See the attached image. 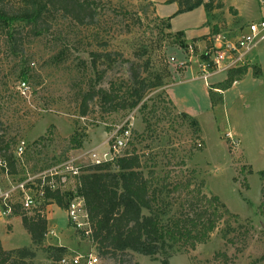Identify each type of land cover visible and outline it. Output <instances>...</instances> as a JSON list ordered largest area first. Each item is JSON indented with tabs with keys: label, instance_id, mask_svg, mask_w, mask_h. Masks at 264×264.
Masks as SVG:
<instances>
[{
	"label": "rangeland",
	"instance_id": "1",
	"mask_svg": "<svg viewBox=\"0 0 264 264\" xmlns=\"http://www.w3.org/2000/svg\"><path fill=\"white\" fill-rule=\"evenodd\" d=\"M88 1L95 17L85 23L60 12L49 13L47 31L35 35L29 26L18 25L15 42L8 36L9 28L0 25V140L3 146L9 145L7 153L12 155L20 140L27 143L26 165H16V178L27 170L38 172L70 160L80 167L90 164L91 154L102 158L109 152L111 137L127 128L126 146L137 150L146 170L155 171L159 186L166 180H203L204 192L218 195L232 214L218 223L206 243L178 250L171 264L264 263V175L259 174L264 168V43L254 54L263 68H252L254 76H260L257 82L253 84L248 76L245 83L233 86L229 73L218 75L226 78L216 86L233 89L215 111L210 108L205 81L192 77L199 72L204 56L188 49L189 44L205 46L220 28L232 36L259 20L258 1L213 0L209 12L204 5L178 12L177 0ZM19 4L21 0H3L8 9ZM169 17L174 31L166 25ZM175 30L187 37H179ZM131 62L139 65L143 76L163 78L164 85L144 99L147 107L140 109L141 103L133 110L110 111L95 97L82 115L84 94L111 86L119 93L128 88ZM184 70L186 81L172 84L174 75ZM181 78L178 75L175 80ZM209 85L212 89V83ZM166 88L179 109L200 119L206 140L176 110ZM214 96V106L222 103V93ZM228 130L239 132V146L231 144ZM74 133L83 147L70 150ZM62 171L71 178L67 169ZM66 190L62 206L52 201L53 206L44 209L50 219L48 231L54 227V235L48 232L43 244L33 245L21 215L17 216L20 219L12 215L0 224L4 248L35 250L36 257L26 259L30 264H49L44 248L58 244L71 248L66 247L63 256L93 254L99 257L97 264H161L137 253L126 256L125 261L101 257L89 236L70 221L68 208L74 195ZM168 193V204L177 207L181 195ZM19 210L32 215L37 209Z\"/></svg>",
	"mask_w": 264,
	"mask_h": 264
},
{
	"label": "trees",
	"instance_id": "2",
	"mask_svg": "<svg viewBox=\"0 0 264 264\" xmlns=\"http://www.w3.org/2000/svg\"><path fill=\"white\" fill-rule=\"evenodd\" d=\"M177 1L178 12L190 11L201 5L209 12L213 6V0L205 3L204 0ZM53 12H60L78 23L91 21L95 17L92 2L88 0H21V4L12 9L6 8L3 0H0V25L9 28L8 36L15 42L18 25L29 26L35 35H41L49 29L47 15ZM170 20L169 17L166 24L168 28H171ZM176 34L182 37L184 32ZM181 44H185L183 40ZM103 55L109 57V54L94 53L96 57ZM130 73V83L124 92L119 93L111 86L110 89L99 88L84 94L82 115H86L88 103L95 97L107 105L110 111L133 110L141 103L140 109L146 108L148 102L144 99L151 90L164 85L163 78L157 76L152 80L143 76L139 65L134 62L130 63ZM246 73V67L229 72L231 82L241 79ZM214 93L216 91L210 89L213 104ZM182 115L190 120L199 134L201 128L198 119L185 112ZM126 130L120 129L118 134L122 135ZM69 143L70 150L83 147V141L77 133L71 136ZM8 148L9 145L3 146L0 140V151L4 150L10 173L13 174L17 172L16 161L12 154L7 153ZM80 170L76 176L77 193L84 200L90 225L88 236L101 257L125 261L126 256L137 253L159 260L161 264H171L170 259L178 250L195 249L197 245L206 243L218 223L226 215H232L218 195L209 196L204 192L203 180L194 183L191 178H186L171 183L162 179L164 183L159 186L155 171L146 170L136 149L125 147L113 159L99 164L90 163ZM259 174L264 175V170L259 171ZM170 186L172 188L168 192L174 191L181 195L177 207L167 202L169 193L166 188ZM61 196L62 193L58 191H48L44 202L32 215L21 213L19 207H15L14 214L21 215L22 225L30 234L33 245L43 244L48 233L49 220L43 213L44 209L52 201L62 206ZM44 250L50 264H57L67 248L56 245L45 247ZM35 257L36 251L29 247L5 249L0 239V264H30L26 259Z\"/></svg>",
	"mask_w": 264,
	"mask_h": 264
},
{
	"label": "built area",
	"instance_id": "3",
	"mask_svg": "<svg viewBox=\"0 0 264 264\" xmlns=\"http://www.w3.org/2000/svg\"><path fill=\"white\" fill-rule=\"evenodd\" d=\"M257 1L262 12L259 20L249 22L238 33L232 36L220 28L209 39V43L203 47H200L198 43L188 45L190 53L199 52L201 56H204L202 62L199 63L198 74L200 78L207 82L212 75L224 72L229 73L245 67L248 68V66L254 63V61L252 63L254 54L264 43V0ZM23 86L26 87V81L23 82ZM127 132L128 130L124 134L119 135L117 131L111 137L112 142L109 152L104 154L102 158L98 154H91L92 163L99 164L102 161L111 160L115 156L120 155L122 150L127 147V143L123 140ZM226 135L232 145L239 146L240 141L232 132H227ZM26 147V141L20 140L14 148L13 157L16 165L18 163L22 166L26 165L23 159ZM80 168V166L74 165L72 160H70L38 172L27 170L22 177L16 178L18 173H10L8 158L4 154V150L0 151V218H8L13 215L15 207H19L25 211H31L34 208L38 209L44 202L48 191H58L63 194L68 188L71 194L74 195L68 208L69 219L76 228L88 235L90 225L84 200L77 193L76 176L80 174ZM62 169L68 170V174L71 175L70 179L66 176L67 174H63ZM68 184H70V187L67 186ZM48 232L49 234H55L53 229H49ZM98 262L99 257L96 255L75 254L62 256L57 261V264H97ZM249 264L264 263L256 262Z\"/></svg>",
	"mask_w": 264,
	"mask_h": 264
},
{
	"label": "crops",
	"instance_id": "4",
	"mask_svg": "<svg viewBox=\"0 0 264 264\" xmlns=\"http://www.w3.org/2000/svg\"><path fill=\"white\" fill-rule=\"evenodd\" d=\"M153 1V0H152ZM154 2V1H153ZM157 9V8H156ZM161 18H163V17H161ZM170 23H171V30L172 31H174V29H173V24H172V21H170ZM175 31H181V30H175ZM185 35H186V33H184ZM186 37H187V35H186ZM253 61H254V63H253ZM252 63L253 64H251L250 66H248V68H247V73L241 78V79H239V80H236V81H234L233 82V86H236L237 84H240V83H245V79L248 77V76H252V78H251V81L253 82V84H254V82H257V80L259 79V77H256V76H254V74H253V72H252V68L253 67H256V68H260V69H262V71H263V68H262V66H261V64H260V62H256L255 61V59L254 60H252ZM184 73H185V70L183 71V72H180V73H177V75H174V82H172V84H181V83H183V82H185L186 80L185 79H183V75H184ZM195 73V72H194ZM220 74V73H219ZM219 74H215V75H212L210 78H209V80H211V82H209L208 83V81L206 82L205 80V85L208 87V90H207V95L209 96V98H210V94H209V90H210V83H212V88H213V90L214 91H216V92H219V93H222V97H223V101H222V103H220V104H218V105H216V106H214L213 105V103H212V101L210 102V108L212 109V110H214L215 111V109H217L219 106H221V105H224L226 102H225V100H226V95L227 94H229V92L231 91L230 89L232 88L233 89V86L231 87V88H227V89H225V90H223L221 87H218V86H216L215 84H217V83H220V82H222L225 78H226V75H224V77L222 76V77H220V76H218ZM180 76V77H182L181 79H179V80H175L176 79V77L177 76ZM193 77V79H200V80H203L202 78H200V76H199V74L197 73L195 76H192ZM190 80H192V79H190ZM216 86V87H215ZM230 90V91H229ZM166 92H167V88H166ZM167 94H168V98L170 99V101H172V103H173V106L176 108V110L177 111H179V112H185V111H182L181 109H179L176 105H175V102H174V100H173V98L171 97V95H170V93L169 92H167ZM215 108V109H214ZM185 113H187V112H185ZM188 114H189V112H188ZM189 115H191V114H189ZM193 116V115H192ZM195 117V116H194ZM197 118V117H196ZM198 120H199V122H200V128H201V134H202V137H203V139L204 140H206L205 138H204V128H203V125H202V123H201V121H200V119L199 118H197ZM228 132H232L236 137H240V134H239V132H237V131H231V130H228ZM248 164V163H247ZM248 165H250V164H248ZM252 166V165H251ZM262 170H264V168L262 169ZM252 171L254 172L255 170H254V168L252 167ZM261 171V170H260ZM47 206H53V204H48ZM47 208V207H46ZM14 216H18V215H16V214H13ZM12 216V215H11ZM13 216V217H14ZM12 217V218H13ZM20 217V216H19ZM9 219H11V218H9ZM9 219H6V218H0V224H2L3 223V221H5V220H8L9 221ZM17 219H20V218H18L17 217ZM48 220H50L49 219V217H48ZM21 222H22V218H21ZM50 229H55L54 227L53 228H51L50 227ZM1 239V238H0ZM1 242H2V239H1ZM92 242V241H91ZM2 244H3V242H2ZM58 246H64V247H67V248H69V249H71L70 247H68V246H66V245H64V244H58ZM11 249H13V248H11ZM50 263H51V261H49ZM49 263V264H50Z\"/></svg>",
	"mask_w": 264,
	"mask_h": 264
}]
</instances>
